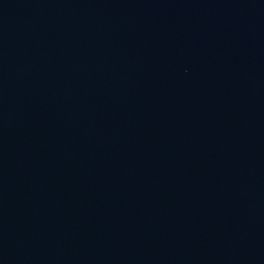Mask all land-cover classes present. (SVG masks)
I'll use <instances>...</instances> for the list:
<instances>
[{
  "label": "water",
  "instance_id": "obj_1",
  "mask_svg": "<svg viewBox=\"0 0 264 264\" xmlns=\"http://www.w3.org/2000/svg\"><path fill=\"white\" fill-rule=\"evenodd\" d=\"M0 264H264V0H0Z\"/></svg>",
  "mask_w": 264,
  "mask_h": 264
}]
</instances>
